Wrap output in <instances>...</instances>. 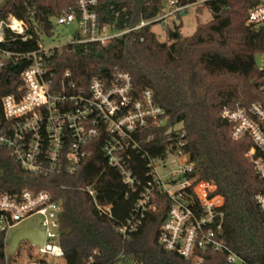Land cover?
Returning a JSON list of instances; mask_svg holds the SVG:
<instances>
[{
  "label": "trees",
  "instance_id": "obj_1",
  "mask_svg": "<svg viewBox=\"0 0 264 264\" xmlns=\"http://www.w3.org/2000/svg\"><path fill=\"white\" fill-rule=\"evenodd\" d=\"M165 0H98L96 12L100 25L124 30L140 21H152L164 8ZM260 0H209L202 4L211 20L182 37L181 14L178 24L166 28L165 41L152 31L155 22L112 41L97 45L68 46L55 57L57 68L71 70L90 78H106L116 69L131 75L136 92L149 89L154 102L168 117L165 127L148 128L153 136L150 154L163 152L167 129L181 124L186 152L194 164L193 178L212 183L224 200L226 220L221 238L246 264H264V213L254 195L264 193L246 157L251 148L248 138L234 141L230 126L220 118L224 107L264 109V71L256 57L264 56V24H247L250 9ZM185 4V2H181ZM77 11L76 0H2L0 20L12 16L26 26L27 39L5 31L2 45L10 53L28 54L37 49L43 35H50L53 20ZM28 59L4 60L0 67V100L21 94V73ZM153 147V148H152ZM140 185L129 190L119 174L107 167L97 151L75 176H40L24 171L9 151L0 146V193L19 194L24 190L48 192L61 202L62 227L59 245L61 262L39 260L45 264H110L125 257L138 264H191L175 253L166 252L158 243L167 204L148 212L141 224L125 237L118 233L134 214V203L147 179L143 163L134 156ZM96 183L97 201L111 205L112 215L98 214L92 200L80 190ZM3 235H0V264H5ZM202 264H228L225 253L205 252Z\"/></svg>",
  "mask_w": 264,
  "mask_h": 264
},
{
  "label": "built area",
  "instance_id": "obj_2",
  "mask_svg": "<svg viewBox=\"0 0 264 264\" xmlns=\"http://www.w3.org/2000/svg\"><path fill=\"white\" fill-rule=\"evenodd\" d=\"M201 4L209 0H200ZM183 0H165L162 13L152 21H140L136 26L117 30L100 25L96 7L98 0H76L77 11L56 17L53 27L75 26L64 44L45 48L42 41L28 54L10 53L3 48L5 31L22 37L26 26L9 16L0 20V67L4 60L27 58L21 73V94H11L0 100V146L7 149L19 166L30 174L49 176L77 175L87 160L97 151L108 168L115 170L125 186L132 191L140 185L139 169L134 156L143 163L142 185L134 203V214L117 231L123 237L133 232L148 212H156L167 204V214L160 227L158 243L164 251L175 253L191 264H202L205 252L225 253L228 264H246L234 254L221 238L226 216L224 200L216 187L198 182L192 177L194 164L186 152L185 132L181 124L167 129L168 142L163 152L150 154V127H165L168 117L154 102L149 89L136 92L132 77L115 70L106 78H90L71 70L57 68L55 57L68 46L97 45L105 47L122 36L149 24L161 23L190 7ZM247 24H264V0L249 10ZM45 35L46 37H52ZM259 71H264L261 56ZM220 118L230 126L234 141L248 138L251 148L246 157L259 179H264V109L259 104L248 107H224ZM153 148V147H152ZM80 190L92 200L98 214L111 217V205L97 201L96 183ZM264 213V193L253 197ZM62 204L48 192L24 190L16 195L0 193V235H3L5 264H11L8 246L20 223L37 218L44 238L37 249L39 257L28 256L25 264L61 262L64 254L59 245L62 227ZM31 229V228H26ZM110 264H138L118 257Z\"/></svg>",
  "mask_w": 264,
  "mask_h": 264
},
{
  "label": "rangeland",
  "instance_id": "obj_3",
  "mask_svg": "<svg viewBox=\"0 0 264 264\" xmlns=\"http://www.w3.org/2000/svg\"><path fill=\"white\" fill-rule=\"evenodd\" d=\"M0 0V4H1ZM186 3L190 4V7L186 10L184 14L181 16V25L182 28L180 30L182 37L191 36L196 27L199 25H203L208 23L211 20V14L207 9L202 7L200 0H183ZM9 17V16H8ZM54 23V21H53ZM179 20L176 18H169L165 22L155 24L151 29L155 32L158 40L160 42L165 41V30L166 28H172L174 24H178ZM75 31V26L71 25L67 28L57 27L56 30L53 27L52 37H46L43 35L41 37L42 45L45 48L56 46L59 44H64L69 40V35H72ZM261 65V56L256 57V66L259 67ZM212 184V183H211ZM23 228H39V220L37 218H33L27 221L20 223L19 227L16 230H13L10 235L11 236L18 230ZM33 255L34 257H39L37 253V249L32 247L31 243L27 241H23L20 243L16 253L10 258L11 264H25L28 260V256Z\"/></svg>",
  "mask_w": 264,
  "mask_h": 264
},
{
  "label": "water",
  "instance_id": "obj_4",
  "mask_svg": "<svg viewBox=\"0 0 264 264\" xmlns=\"http://www.w3.org/2000/svg\"><path fill=\"white\" fill-rule=\"evenodd\" d=\"M44 238L43 231H35L32 229H20L18 230L11 238V241L8 246V255L12 256L17 247L20 245L21 242L27 241L32 245L41 246Z\"/></svg>",
  "mask_w": 264,
  "mask_h": 264
}]
</instances>
